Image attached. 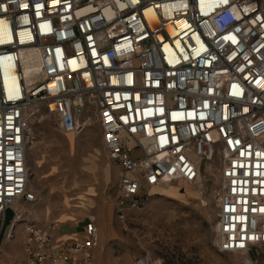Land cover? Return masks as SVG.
I'll return each instance as SVG.
<instances>
[{
    "label": "built area",
    "instance_id": "obj_1",
    "mask_svg": "<svg viewBox=\"0 0 264 264\" xmlns=\"http://www.w3.org/2000/svg\"><path fill=\"white\" fill-rule=\"evenodd\" d=\"M32 105L66 134L95 117L121 221L220 159L215 247L264 250V0H0V218L24 227L28 264H94V216L65 236L37 215Z\"/></svg>",
    "mask_w": 264,
    "mask_h": 264
},
{
    "label": "rangeland",
    "instance_id": "obj_2",
    "mask_svg": "<svg viewBox=\"0 0 264 264\" xmlns=\"http://www.w3.org/2000/svg\"><path fill=\"white\" fill-rule=\"evenodd\" d=\"M28 116L34 140L27 162L32 186L42 196L37 215L60 223L65 236H82L94 216L100 235L94 264H264V250L220 253L215 247L220 159L205 163L195 184L179 181L154 189L139 211L121 221L116 207L120 171L107 158L95 117L72 135L61 131L44 105H32ZM131 156L139 159L143 152L134 149ZM12 219V210L6 222L0 218V264H28L25 229L12 231Z\"/></svg>",
    "mask_w": 264,
    "mask_h": 264
},
{
    "label": "bare ground",
    "instance_id": "obj_3",
    "mask_svg": "<svg viewBox=\"0 0 264 264\" xmlns=\"http://www.w3.org/2000/svg\"><path fill=\"white\" fill-rule=\"evenodd\" d=\"M23 57L25 58V61H26V67L28 68V70L31 69L30 64H32L34 62L33 61V55H23ZM27 79H28V81H32L33 80L28 75H27Z\"/></svg>",
    "mask_w": 264,
    "mask_h": 264
},
{
    "label": "crops",
    "instance_id": "obj_4",
    "mask_svg": "<svg viewBox=\"0 0 264 264\" xmlns=\"http://www.w3.org/2000/svg\"><path fill=\"white\" fill-rule=\"evenodd\" d=\"M5 222H6V220H5ZM9 225H10V224H9ZM9 225H8V226H9ZM0 226H1V224H0ZM5 227H7V226L4 225V230H5ZM7 229H8V228H7ZM0 230H1V229H0Z\"/></svg>",
    "mask_w": 264,
    "mask_h": 264
}]
</instances>
